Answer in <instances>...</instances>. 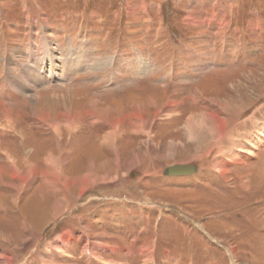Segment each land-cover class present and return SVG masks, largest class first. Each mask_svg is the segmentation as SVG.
Here are the masks:
<instances>
[{
    "label": "rangeland",
    "instance_id": "obj_1",
    "mask_svg": "<svg viewBox=\"0 0 264 264\" xmlns=\"http://www.w3.org/2000/svg\"><path fill=\"white\" fill-rule=\"evenodd\" d=\"M263 132L264 0H0V264H264Z\"/></svg>",
    "mask_w": 264,
    "mask_h": 264
},
{
    "label": "crops",
    "instance_id": "obj_2",
    "mask_svg": "<svg viewBox=\"0 0 264 264\" xmlns=\"http://www.w3.org/2000/svg\"><path fill=\"white\" fill-rule=\"evenodd\" d=\"M42 119H44V118H42ZM81 118H80V122L78 121L77 123H74L73 125H69L68 124V126L67 127H64V129H65V132L62 134V135H66V133L68 134V135H71V133H72V135H74L75 133H77L78 132V130L80 129V127L82 126V124H83V122H85V120H83V122H81ZM86 120H91V119H87L86 118ZM144 120L145 121H143L142 122V124L145 122L146 123V121H147V119L146 118H144ZM45 121H48V120H46L45 119ZM142 121V120H141ZM91 122V124L93 125L92 126V128H94V126H96V125H98V122H102L101 121V119H98V118H96L95 120H91L90 121ZM86 123V122H85ZM145 123H144V127H142V124H141V127H139V126H129L128 127V130H127V132L131 135V136H137V134H139L140 132H142L143 130H145L144 128H145ZM95 124V125H94ZM75 125V126H74ZM54 128V127H53ZM143 129V130H142ZM54 130H55V128H54ZM126 132V133H127ZM114 132L113 131H111V132H108L107 133V135H108V138L109 137H111V139H117L118 138V135H114L113 134ZM120 136V135H119ZM62 137H63V140H67L68 141V138L67 137H65L64 138V136H61V140H62ZM118 140V139H117ZM117 140H114V142L115 141H117ZM113 143H112V141L111 142H109L108 140L106 141V144H104V145H106V146H109L110 148H112V145ZM63 147H64V149L62 148V150L64 151V154H66V151H67V149L70 147V145H69V143L68 142H65L63 145H62ZM59 156H60V153H59ZM77 158L78 157H75V155H72V160H71V158L70 159H66V160H64V162H63V164H62V168H63V170H62V168L61 169H59V173H60V171L63 173V171L65 172V171H67L68 173H73V176H71V178H74L76 175H78V171H80V169H78V168H76V167H73L72 168V164H74V165H76V166H81V164H79L80 162H78V160H77ZM75 161V162H74ZM74 162V163H73ZM116 170H117V168H116ZM116 170H115V172H116ZM67 172H66V175L68 176V177H70L68 174H67ZM115 172H114V176H115ZM41 175H43V172L41 173ZM86 175V174H85ZM95 174H93V176L92 177H95L94 176ZM104 175V174H103ZM103 175H101V176H103ZM113 176V177H114ZM82 177V176H81ZM91 177V178H92ZM118 177H120V176H118ZM117 177V178H118ZM38 178H39V176H38ZM117 178H112V179H117ZM108 179V178H107ZM41 180H42V178H41ZM87 180V177H83L82 178V181H86ZM103 181V180H102ZM102 181H98V184H106V183H103ZM108 181V180H107ZM86 183V182H85ZM85 183H83V185H85ZM94 184V183H93ZM90 185H92V184H89V185H86L85 187H84V189H88L89 187H91ZM74 186H76L77 188H79L80 189V185H75L74 184ZM93 186V185H92ZM88 187V188H87ZM68 195H73V193H71L70 191H69V193H68Z\"/></svg>",
    "mask_w": 264,
    "mask_h": 264
},
{
    "label": "bare ground",
    "instance_id": "obj_3",
    "mask_svg": "<svg viewBox=\"0 0 264 264\" xmlns=\"http://www.w3.org/2000/svg\"><path fill=\"white\" fill-rule=\"evenodd\" d=\"M95 64H96V66L99 64L98 62L99 61H96V60H94L93 61ZM100 68V67H99ZM215 101V100H214ZM241 110V108L239 107V104L238 105H236L235 107H230L229 109H228V111H227V113H225V114H227V116H228V118L230 117H233L234 118V116L239 112ZM195 113V112H194ZM203 114V113H202ZM195 116H196V114H194V115H192V116H190L188 119H187V123L186 124H188V121H189V123H190V121L191 120H193L194 118H195ZM205 116V115H204ZM227 117L226 118H224L223 120H221V118H219V120H218V125L216 126V128L214 129V132H215V135H214V137L213 138H219V137H221V138H219V139H222L223 137H229L230 135H228L230 132H231V129H233V128H235L236 129V120H235V118L233 119H231L232 120V124H231V126L229 127V125H228V119ZM45 119H47L46 117L43 119V120H45ZM144 121V120H143ZM230 123V122H229ZM141 126V125H140ZM53 127H54V125H53ZM56 128V127H55ZM229 131V132H228ZM227 134V135H226ZM262 136H263V138H264V132L263 133H261V138H262ZM212 137V136H211ZM230 140V139H229ZM219 143V142H218ZM248 143L250 144L249 145V147H246V148H244V153L246 154V155H249V156H252L253 155V152L251 151V149H250V147L251 146H253V145H251V140H249L248 141ZM250 150V151H249ZM221 151V150H220ZM5 152V151H4ZM9 159V158H8ZM47 159V158H46ZM237 159V158H236ZM44 160V159H43ZM231 161V160H230ZM212 162H214V161H212ZM12 163V162H11ZM210 165H212V164H210ZM213 166V165H212ZM33 168V167H32ZM14 169H15V167H14ZM29 170V172H31V170H30V168H28ZM58 168H56V170H57ZM225 167L223 166L222 167V169H220L219 170V173H221V174H223L224 172H225ZM35 170V169H34ZM58 171V170H57ZM15 172V171H14ZM13 172V173H14ZM103 179V178H102ZM80 189H83L82 187H80ZM16 199H13V203L14 204H16ZM55 207V209H53V210H55L54 211V214H53V217H55L56 216V214L57 213H59L60 212V210H61V208L62 207H59V203H56V205L54 206Z\"/></svg>",
    "mask_w": 264,
    "mask_h": 264
},
{
    "label": "water",
    "instance_id": "obj_4",
    "mask_svg": "<svg viewBox=\"0 0 264 264\" xmlns=\"http://www.w3.org/2000/svg\"><path fill=\"white\" fill-rule=\"evenodd\" d=\"M197 171L196 164L193 163H175L164 167L162 175L181 176L189 175Z\"/></svg>",
    "mask_w": 264,
    "mask_h": 264
}]
</instances>
